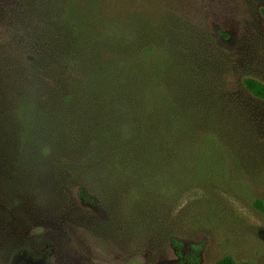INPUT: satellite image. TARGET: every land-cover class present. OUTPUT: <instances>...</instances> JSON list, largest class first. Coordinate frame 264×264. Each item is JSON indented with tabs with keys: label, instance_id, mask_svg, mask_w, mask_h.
I'll return each instance as SVG.
<instances>
[{
	"label": "rangeland",
	"instance_id": "obj_1",
	"mask_svg": "<svg viewBox=\"0 0 264 264\" xmlns=\"http://www.w3.org/2000/svg\"><path fill=\"white\" fill-rule=\"evenodd\" d=\"M22 1L0 0V264H264V100L244 87L264 83V0H101L142 25L146 88L134 113L79 99L59 123L1 83Z\"/></svg>",
	"mask_w": 264,
	"mask_h": 264
},
{
	"label": "trees",
	"instance_id": "obj_2",
	"mask_svg": "<svg viewBox=\"0 0 264 264\" xmlns=\"http://www.w3.org/2000/svg\"><path fill=\"white\" fill-rule=\"evenodd\" d=\"M18 6L11 23L15 39L13 52L6 59L8 80L1 83L15 90L9 95L25 99L18 109L26 113L25 119L30 112H39L45 104L48 112H55L53 115L59 123L65 119L59 116L68 112L65 104L79 99L118 103L132 100L131 111L137 110L138 94L146 87H140L135 78L143 71L142 63L150 64L147 59L152 55L150 44L147 46L141 41L138 29H142V25L138 21L133 17L122 19L117 3L101 0H23ZM133 13L137 17V10ZM223 81L218 91L230 98L238 87L230 86L228 80ZM244 87L264 100L263 82L246 77ZM195 89L197 95V90L207 88ZM182 105V110L191 113L189 118H193L192 109L196 110L198 103ZM170 109L175 111L176 107ZM117 111L127 120L132 118L127 108ZM167 115L171 120L175 112H167ZM136 121L137 116L131 119L133 123ZM179 124L185 129L184 123ZM149 141L142 139L141 144ZM84 191L81 189L80 193ZM258 206L264 212V203L259 202ZM214 264L251 263L224 256Z\"/></svg>",
	"mask_w": 264,
	"mask_h": 264
}]
</instances>
